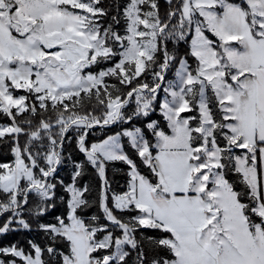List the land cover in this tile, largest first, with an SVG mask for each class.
<instances>
[{"label":"snow or ice","instance_id":"snow-or-ice-1","mask_svg":"<svg viewBox=\"0 0 264 264\" xmlns=\"http://www.w3.org/2000/svg\"><path fill=\"white\" fill-rule=\"evenodd\" d=\"M166 3L162 16L158 0H128L121 33L119 16L99 23L101 0H0V113L11 120L0 142L9 137L14 156L0 164V234L17 230L13 223L31 230L25 212L54 208L57 183L68 194L67 214L39 224L53 246L0 247L11 258L0 264H145L140 228L165 234L149 238L150 264H264V0ZM169 42L188 45L195 67ZM174 63L176 79L162 89ZM145 72L152 84L140 80ZM161 90L167 124L145 122L154 141L141 127L89 141L93 129L149 117ZM69 133L100 178L108 224L82 214L91 205L89 187L78 186L83 164L69 184L57 181ZM112 162L128 166L119 194L107 176Z\"/></svg>","mask_w":264,"mask_h":264},{"label":"trees","instance_id":"trees-1","mask_svg":"<svg viewBox=\"0 0 264 264\" xmlns=\"http://www.w3.org/2000/svg\"><path fill=\"white\" fill-rule=\"evenodd\" d=\"M128 3V0H101V6H103L106 11L107 15L104 17H101L100 24L104 27H107L109 24H112V17L113 16H119L121 23L119 25H116L118 31L123 33L124 31V19L122 15L123 7ZM175 3V0H174ZM158 6L161 10V15H165L166 12L169 10V6L166 3V0H158ZM168 47L170 50H174L178 57L184 58L186 57L190 64H192L193 67H195L194 58H192L190 55H188V45L181 43L178 45V48H175L174 44L169 42ZM115 61H111L108 66H112ZM175 64V63H174ZM176 67H173L171 72H174ZM147 76V75H146ZM144 76L140 77L141 81L144 80ZM147 80V79H146ZM109 82L116 83L114 79H109ZM151 82V81H150ZM153 82H151L152 84ZM18 93V91H16ZM23 93V91H20ZM35 102V101H33ZM130 108H134V104L129 105ZM158 106L157 111L153 112L150 117L146 120L147 122L153 121L155 119L159 120L161 126H166V121L163 119L162 115L158 113ZM91 111V109H89ZM95 114H99L98 112ZM195 113H186V115H194ZM28 113H25L22 117L18 118V121L20 119H23L24 117H27ZM33 120V123L35 124L37 122L36 117H30ZM11 120L0 113V126L10 125ZM23 127H27V125H22ZM130 125H124V127H116L113 126L111 129L106 130H100L96 129L97 135H93L92 133L89 134V141L95 142L101 139L106 138L107 135L115 134L117 131H121L124 128L129 127ZM142 129L145 130L146 135L149 139H152L154 141V138L151 137V134L147 132L145 128V121H142V124L140 125ZM100 132V133H99ZM70 138H66V143L64 145L63 149V161L62 164L59 166L57 170V181L62 180L64 184H69L72 180V174L76 170L75 166L76 164H83L84 168L82 171V175L78 178V186H84L87 185L90 189L89 193H86V196H88L91 199V205L84 209L83 216L87 219L90 218L93 215L98 216L99 223L100 224H108L109 222L106 221L103 217V213L99 207V191L101 188V181L100 178L94 168L91 167L87 163L86 157L83 153H81L77 147L75 136L72 133H69ZM26 137L21 136L20 142L23 144L25 142ZM125 143V151L131 156L132 159H134L139 168L142 170L144 174H147V169L145 166L140 162L139 157L136 156L135 151L130 147V145L127 144L126 139H124ZM242 150H238L237 154H240ZM14 161V156L12 154V142L9 137H4L3 141L0 142V164L3 163H12ZM128 166L126 164H123L122 162H112L109 164L107 168V176L111 183V191L115 192L117 194L122 193L126 190L127 181H128ZM56 195L57 198L55 200V207L50 208L48 212H46L43 216L36 217L35 215L31 214L30 212H25L24 218L29 222L31 225V230H25L22 228H16L15 231H10L8 233L0 234V247H11L16 246L17 248H22L26 252L31 249V245L29 244V241L32 243H35L39 245L41 248H45L46 246H53L52 241L48 235L45 234L44 231H42L39 228V224H55L56 217L57 216H65L67 214V205L66 201L68 199V194L64 191V188L61 184L57 183V189H56ZM119 215V213H117ZM136 213H124L123 216L125 219H128L130 216H134ZM1 218V217H0ZM5 221V217L3 216L0 219V226L3 225ZM18 226V225H16ZM15 225H12L11 227H16ZM15 229V228H14ZM110 231H113L114 236L120 235L119 231H116L109 228ZM104 234L98 233V236L102 238ZM162 234L159 232V230L154 229H147V228H140L136 234L137 239L141 242V247L144 250L145 253V264H150L151 259L154 256L155 249L152 244V240L161 238ZM149 238H152L150 240ZM5 258L8 259V257H5L3 255H0V259ZM135 254L130 257V260H135Z\"/></svg>","mask_w":264,"mask_h":264},{"label":"rangeland","instance_id":"rangeland-1","mask_svg":"<svg viewBox=\"0 0 264 264\" xmlns=\"http://www.w3.org/2000/svg\"><path fill=\"white\" fill-rule=\"evenodd\" d=\"M77 11H79V10H77ZM100 20H101V18L99 19V23H100ZM209 36H210V38H212L211 37V35L210 34H208ZM174 46H175V48H178V45H175L174 44ZM118 59V58H117ZM107 63L109 64L110 62H106V63H104V64H100V65H96V66H93V68L91 69V71H93V72H98L99 70H103V69H106L107 68ZM108 67H110V66H108ZM173 67H176V69L174 70V72H171V70L173 69ZM178 67H179V65L178 64H173V65H171L170 66V68L168 69V71H167V73H166V75H165V81H164V83H162V89H163V87H166L167 86V84H168V82L169 81H175V79H176V76H175V72H176V70L178 69ZM156 71H159V69L157 68V69H155ZM147 75V76H146ZM145 77L144 78V82H147V83H149V84H151V82H153V77H152V75H151V73L150 72H145L141 77ZM151 81V82H150ZM111 83V82H110ZM112 84H114V83H112ZM16 91H18V93L16 92ZM20 91H22V90H14V94L15 95H21L22 94V92H20ZM166 94L161 90V92H160V94H159V96L157 97V101H156V104H157V106L162 102V100H163V98H164V96H165ZM134 108H135V104H134ZM156 112V111H155ZM158 113L160 114V112H159V110H158ZM152 114V113H151ZM150 114V115H151ZM150 115H149V117H150ZM161 115V114H160ZM182 115H186V113L185 114H182ZM148 119V117H139V118H135L134 120H133V122H132V124H130V126L129 127H127V128H133V127H140V125L142 124V121H145L146 122V120ZM154 121H157V122H159V120H157V119H155ZM166 121V120H165ZM166 123H167V121H166ZM159 124H160V122H159ZM126 126L127 125H129V124H125ZM5 126H9V125H5ZM117 127V126H116ZM120 127H124V125H122V126H120ZM119 128V127H118ZM123 130V129H122ZM121 130V131H122ZM93 132L95 133V135H97V132H96V129H93ZM100 132H101V130H100ZM99 132V133H100ZM124 139H126V138H124ZM10 164V163H9ZM59 168V167H58ZM58 170V169H57ZM6 216L8 215V214H5ZM1 218L3 217V216H0ZM0 218V219H1ZM13 225H18V224H16V223H13ZM15 229L16 228H20L19 227V225L18 226H16V227H14ZM2 260H5L6 262L9 260V259H11V258H9L8 257V259H5V258H1ZM17 260H18V258H17ZM18 264H20V262H19V260H18Z\"/></svg>","mask_w":264,"mask_h":264}]
</instances>
